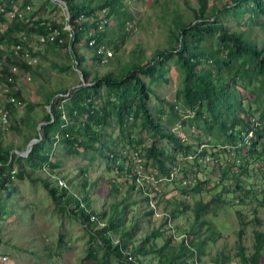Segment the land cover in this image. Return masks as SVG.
Listing matches in <instances>:
<instances>
[{"label":"rangeland","instance_id":"1","mask_svg":"<svg viewBox=\"0 0 264 264\" xmlns=\"http://www.w3.org/2000/svg\"><path fill=\"white\" fill-rule=\"evenodd\" d=\"M122 2L121 9L129 15L124 26H118L120 18L115 15L98 26L101 31L108 30L107 45L96 46L93 43L91 46L88 42L86 43L84 32L80 33L83 38L75 42V47L77 53L83 57V61L78 66L74 52L71 50L75 37L74 34L73 37H69L67 28L71 29V25L63 4L58 0H12L11 5L15 8H20L24 3L30 5L32 17L27 19L29 30L28 33L25 32L29 37V47L33 51V54L28 57L32 60L30 67L33 72L24 71L18 67L14 75L18 79L17 86L23 101L19 104L14 102L15 106L12 107L10 114L6 115L5 121L0 114L1 148L11 147L10 151L17 154L24 150L31 138H35V134L40 135V126L46 123L43 118L50 108L48 103L44 102L45 95L50 96L58 92L56 98L68 99L67 94L73 93L80 85L86 86L95 77L109 71L116 77H122L130 68L151 62L157 51L170 50L174 21L182 20L187 23L194 21V11L197 8L195 0H122ZM206 3L209 9L211 6L219 8L229 4L230 1L207 0ZM231 7L230 5L228 8ZM248 7L251 6H246L244 3L240 4L239 10L232 7L229 13L221 15L220 20L225 23L228 30L245 31L251 40L262 45L264 44V17L259 16L257 22H252L248 14L244 19L238 14L233 15V12H243ZM105 11V9L95 11L91 16L82 19L92 24L93 21L102 17V15L98 17L97 12L100 15ZM4 19L5 24H0L1 28L6 26L12 18L4 17ZM37 19L43 23H63V29L60 30L56 41L47 43L37 41V33L31 29L34 25L33 21ZM91 33L92 30L88 32V35ZM62 43L68 44L63 46ZM199 44L202 51L207 52L214 49L215 40L209 37ZM115 45H117L116 48ZM1 52L9 53V50L5 45H0V55ZM203 58L200 59L197 68L212 70L213 64L210 58ZM80 67L87 71V77L83 76ZM161 67L166 72L161 81L157 80L150 84L151 89L148 92V98L144 99V104L154 119L159 122L160 128L176 135L183 145H190L187 151L177 153L186 154L188 158V154L192 153L200 142L219 143L218 148L222 144L228 147L213 152L218 159L216 166L210 167L207 163L200 168L202 172L200 177L205 180L203 191L198 196H186L181 190L183 187L170 182H161L151 189L155 194L151 199L154 207H151L150 200L144 201V197H141L144 195L137 192L135 187H131V181L127 179L123 169L100 154L101 151L105 155L113 154L114 149L117 150L118 146L129 139L133 141V147L137 146L141 161H143V151H146L152 142H156L159 147H163L171 154L173 144L158 135L152 137L153 130L143 128L139 116L129 121L126 127L119 126L115 116L108 120L107 125L101 128L96 127L100 140H105L109 146L107 150L98 142H94L96 150H84L79 147V154L73 155L56 133L55 136L52 135L54 139L49 142L48 148H50L51 162L56 163L57 167L51 171L43 165L40 168L36 167L28 177L22 179L12 176L7 189L0 191V264H119L111 253H105L104 249L98 248L93 240L89 242V234L80 222L51 201L39 182L40 178L49 179L51 185L66 188L73 196L84 198L80 204L86 203L87 208L93 211V219H90L95 222L93 230L103 228L111 218H123L118 230H126L130 235L121 236L120 231L108 232L107 235L112 245L117 240L126 241L129 244L128 250H131L133 254L130 255L131 259L137 260L138 264H249L241 252L248 257L254 250V229L264 231V156L262 153L264 146L259 144L256 147L257 153L254 154L247 149L243 152L240 148L233 146L238 139L231 143H229L231 140L226 141L222 137L217 140L214 138L215 129L211 134L201 131L198 128L202 127L199 122L186 121L185 125H181L178 121L180 117H178L170 123L168 121L171 118L169 103H175L174 109L181 116L186 112L182 109L180 100L176 98V90L182 83V72L173 56L164 58ZM134 73L144 84L150 83L146 74H141L137 70ZM214 73L215 70H212L211 74L214 75ZM230 78L229 73L223 74L222 83H227L236 95V99L241 102L240 107L236 108L238 111L236 115L245 119V122L248 114L259 118L261 107L257 90L259 81L253 79L254 83L249 84L243 77H235V80ZM60 89H63L62 92ZM5 93V85L0 79V112L4 110L6 102L12 99ZM111 93L105 84L98 88V94L103 100L109 94L112 99L114 96ZM66 103L68 100L64 101L62 106L58 105V108L67 118ZM27 104L31 105L29 110L26 109ZM202 107L197 106L199 112ZM24 113L29 117L26 123L20 121L22 116L25 117ZM201 116L204 117L205 114L201 113ZM83 117H86V114L81 115L80 120L84 119ZM198 124L200 126L196 127ZM241 124L244 125L235 121L233 127L226 132L231 134L233 131H240ZM26 139L29 140L25 143ZM242 158L248 163L246 167L248 171L240 176V179L242 184H246L250 190L247 196H245V190L229 196V193L223 191L227 188L229 180L233 182L229 178L230 175L238 174L231 171L241 169L239 166ZM203 162L204 160L201 163ZM12 163L13 160L10 165ZM222 170H227L229 173H223L222 186H217L215 180ZM244 177L248 178L247 182ZM30 178L34 181H30ZM59 178L64 181L65 186L59 185ZM113 187L117 188L118 193L112 191ZM219 190H221V202L211 203L204 214L195 218L192 210L194 203L209 202ZM227 192L230 191L227 190ZM182 202L189 208L185 209ZM211 209L215 211V216L211 214ZM165 213H168L172 219L169 224L170 229L167 226ZM240 216L243 223H246L243 225L241 239L236 234L242 228ZM156 228L162 231L163 236L144 242V236ZM199 240L204 242L198 246L195 245ZM143 242L146 243L144 244L146 249L143 253H136L134 249ZM240 245L243 246L242 249ZM88 246H93L97 250L94 258L85 256ZM175 252L176 256L171 257ZM259 264H264V247L261 250Z\"/></svg>","mask_w":264,"mask_h":264},{"label":"trees","instance_id":"2","mask_svg":"<svg viewBox=\"0 0 264 264\" xmlns=\"http://www.w3.org/2000/svg\"><path fill=\"white\" fill-rule=\"evenodd\" d=\"M10 1L12 0H0V7L5 4L7 7L5 10L9 9ZM64 1L70 13L69 24L71 25L75 37L71 50L74 52L78 66H80V62L83 61V57L77 53V48L75 47V42L83 38L80 33L84 32L86 43L89 39L94 38L96 46L102 44L107 45L109 42L107 40L108 30L104 29L101 31L98 29L101 18L108 20L109 17L115 15L120 18L118 23V26L120 27H123L129 18L126 11L121 9L123 4L122 0ZM229 1V4H224L219 8L211 6L207 9V0H195L197 8L194 11V21L188 23L182 20L174 21L175 26L174 29H172V48H170V50L157 51L153 55L151 62L130 68L122 77H116L113 72L109 71L102 76L92 79V85H80V87L75 89L73 93L70 92L69 94L68 103H66V106H68V110L66 111L67 118H62V111L58 108V105L62 100V98L58 99L55 97L58 92L52 93L50 96L48 94L45 95L44 102L48 103L50 108L49 112H46L43 118V121L46 123L40 126V135H34L35 138L39 137V141L30 147V150L25 156L11 152V147H0V191L7 189L12 176L22 179L23 177H28L29 173L36 167L40 168L43 165L47 167L49 171L57 167L56 163L51 162L52 160L49 157L50 148H48L49 142L54 139L52 135L55 136L56 133L59 134L60 140L68 146L69 152L73 153V155L79 154V147L84 150H96L97 148H95L94 142H98L99 145L105 147L106 150L109 149L106 141L100 140L99 132L96 127L101 128V126L107 125L108 120L112 116H115L119 126L123 127H126V124L129 123L130 117L134 120L139 116L141 126L153 130L152 137L158 135L160 138H165L170 144H173L174 148L171 154L164 150L163 147H159L156 142H152L146 151H143L142 153L144 170H157L159 173L169 175L167 164H172V162L176 160V153L178 151H187L190 145H183L176 135L169 130L160 128L159 122L154 119L148 111L146 104H144V99L148 98V92H150L151 89L150 84L157 82V80H162L163 74L166 70L161 67V63L164 58L169 56L174 57L182 72V83L181 87L176 90V98L182 103L180 104L183 105L182 109H189L195 112L192 117H187L182 119V121L184 123L186 121H189V123L199 122L202 127H198L200 126L199 124L196 127L208 134L214 132L215 129L214 138L217 140L220 137L226 141H230L234 138L233 133L230 134L226 131L233 127L235 121L244 123V125L247 126L245 119L236 115V113H238L236 108L240 107L241 102L236 99V95L233 90L228 87L229 85L227 83H222L223 74L229 73L231 75V80H235V77L246 78L249 84H253L254 80L259 81L257 90L260 98L259 103L261 105L259 119L262 128L256 132V138L252 140L251 145L247 146V151L249 150L250 153L253 154L257 153L256 147L259 144L264 146V44L260 45L256 41L251 40L245 31L228 30L225 23L220 20V17L224 13H229L232 10V7L239 10L240 4L244 3L246 6L251 7L245 8L243 12H233V15L238 14L244 19L245 15L248 14L250 15L249 18L252 22H257L259 16L264 17V0ZM24 4L28 5L29 9L22 14L21 18L15 16L7 22L6 26H3L2 28L0 26V45H5L7 50H9V53L6 52V54L1 52L0 55V79L6 88L5 95L13 98L17 104L23 101V98L20 89L17 86L18 79L14 77L15 74L13 75L9 71V65L13 63L19 68L24 69V71L33 72L32 68L25 65L23 61H15L14 58H16V56L13 54L11 57L8 56L10 51L12 52L11 47L13 44L19 42L25 46L24 41H29L27 35L29 30L27 19L31 18L32 15L30 14V5L28 3ZM230 5L232 7L228 8ZM23 7L24 6L22 5L19 10ZM104 9L106 10L105 13L99 15V12H97V16L100 17L102 15V17L98 18L97 21H93L92 24H89L82 19L86 16H91L95 11ZM121 17H123V19H121ZM78 18L79 21L77 22ZM33 22L34 25L31 29L35 31L37 35L45 34L48 29L54 27H58L60 30L63 29V23H43L38 19ZM0 24H5L2 11H0ZM90 30H92V33L88 35ZM21 35L25 37L24 41H22ZM209 37L215 40V47L213 50L203 52L199 43ZM67 44L68 43H62L63 46ZM116 47L117 45H115V48ZM29 54L32 55L33 51H30ZM203 57L210 58L213 64L212 70H215L214 75L211 74V69L197 68L200 59ZM80 70L82 71L83 76L87 77V71L81 67ZM135 70L141 74H146V76L149 77L150 83L144 84L138 76L134 75ZM10 77L11 81L8 80ZM103 84L108 86L111 90V94L114 96L112 99L110 94L105 100H103L101 95L98 94V88ZM62 90L63 89H60V92H62ZM174 104L169 103L168 105L171 116L168 120L170 123L174 122L178 117H181V114H178L175 111ZM14 106V104L6 102L4 110L7 115L10 114L9 112H11L12 107ZM197 106H203L200 112L198 111ZM30 108L31 105L27 104L26 109L29 110ZM201 113L205 114V116H201ZM84 114H86V117H83L84 119L80 120L81 115ZM28 119L29 117L25 115L24 118L22 116L20 121L26 123L29 121ZM28 140L29 139H26L24 142L26 143ZM128 142L133 144V141L130 139ZM136 142L138 144V141ZM133 148L135 150L138 149L137 146ZM262 153L264 156V147ZM100 154L117 163L119 168L124 171L123 163L126 158L118 155L115 152V149L114 153L111 155L109 153L105 155L103 151H101ZM11 160H13V163L10 165ZM243 162L244 159L242 158L241 165L239 166L241 171L238 174H235L234 176L230 175L229 177L233 180V184H228V186H226L229 188L232 187V190L227 188L223 191L224 193H229V196L245 190L240 176H243L244 173L248 171L246 168L248 163ZM232 163L234 164V162ZM12 166H15V168H11ZM11 171L13 172L10 173ZM224 172L228 171H221L216 179L217 186H222ZM200 173H202L200 169L195 173V185L192 187L181 188L183 194H186V196H198L200 192L203 191L205 180L203 177H200ZM244 180L247 182L248 178L244 177ZM30 181H34L33 178H30ZM39 182L52 202L62 210H66L74 219L83 225V229L89 234V242L93 240L98 248L104 249L105 253H111L117 259L119 264H138L137 260L128 257L133 254L131 250H128L129 244L126 243V241L119 242L120 240H117L115 244L112 245L111 239L107 235L108 232L112 231H120L121 236L130 235L126 230H118L122 224L123 218H111L108 220L106 226L93 230L95 222L90 221L89 218L90 215H93V211L87 208L86 203L80 204L81 200L84 198L80 199L73 196L66 188H59L55 185H51L49 179L40 178ZM172 184H177L181 187L178 180L173 181ZM134 186L135 185L131 184L132 188ZM208 189L209 188H207V190ZM227 190L230 192H227ZM249 190L250 188L245 190V196H247ZM112 191L118 193L116 187H113ZM137 192L142 193L140 190ZM220 193L221 190L217 191L215 197L211 198L209 202H195L194 207L192 208L194 217L198 218L204 214V212L209 209L211 203L221 202ZM141 197H144V201H149L148 196L144 195ZM181 204L185 209L189 208L186 203L182 202ZM211 214L213 216L216 215L213 209H211ZM169 217L171 218L170 215ZM241 217L242 216H240V225L242 228L236 232L240 239L243 235V225H246V223H243ZM256 222L259 223L258 220H256ZM134 230L135 229L133 228V231ZM160 236H163V233L156 228L144 236L143 240L147 243L151 238ZM170 237H172V235H170ZM144 242L141 243L138 248L134 249L136 253L140 254L144 252V249H146L144 248V244H146ZM203 242L204 240H199L195 245L198 246ZM253 245L254 250L248 257H245L243 252H241V254L249 264H259L261 250L264 247V231L254 229ZM240 248L242 249L243 246L240 245ZM96 251L97 250L93 246H88L85 256L88 258H94ZM175 256L176 252L172 253L171 257Z\"/></svg>","mask_w":264,"mask_h":264},{"label":"built area","instance_id":"3","mask_svg":"<svg viewBox=\"0 0 264 264\" xmlns=\"http://www.w3.org/2000/svg\"><path fill=\"white\" fill-rule=\"evenodd\" d=\"M12 1H10L9 9L5 10L7 8L5 4L0 7V11L3 12V16L6 18H13L15 16H18L19 18L22 17V14L29 9L28 5H23L24 7L19 10V8H15L13 5H11ZM107 20L104 18H101V22L105 23ZM69 31V37H73V31L70 28H67ZM60 29L58 27H54L51 29H48L45 34H39L37 35V41L40 43H47V42H54L56 41V37L59 35ZM22 34V32H21ZM22 41L25 40V37L21 35ZM63 41V40H62ZM25 46L21 43H15L13 44L12 52L10 51L9 57L16 56L15 61H23L25 65L29 66L32 63V60L28 58L30 56L29 52L31 51L28 41H24ZM95 44V39L91 38L88 41L89 45ZM101 50V49H100ZM107 51V50H106ZM101 52V51H100ZM110 53H108L109 55ZM9 71L14 75L17 73L18 66L16 64L11 63L9 65ZM9 81H11V77L8 78ZM69 97V94H67ZM66 96V97H67ZM69 99V98H68ZM64 99L61 100L59 103V107L62 106L63 102L68 100ZM13 98L10 100L9 103L14 104ZM63 112V111H62ZM195 112L187 109L186 112L179 118V123L181 125H185L182 121V119H185L187 117H192ZM1 117L5 121L7 118V113L5 110L0 112ZM63 118H66L65 114L63 113ZM133 118H129V121H132ZM246 125H242V129L240 131H233L234 139H232L229 143L233 142L235 139H238L234 143V148H240L243 152L247 149L248 145H251V142L253 139L256 138V132L262 128L260 119L257 118L253 114H248L246 117ZM129 140H126L125 143L121 146L117 147V150L115 152L118 155H121L126 158V160L123 163L124 172L126 173L127 179L131 181V184L135 185V190H140L143 195H146L149 197L151 207H154L152 202V197L155 195L151 189L154 188L157 184H161V182H170L172 184L173 181L178 180L179 184L183 188L192 187L196 184V176L195 173L199 171V169L204 165L209 163L210 167L217 165V157L214 155V151H220L221 148H228L226 144H222L220 148H218L219 143H206V142H200L197 144V147L195 150L188 154V158L186 157V154L183 153H177L175 155L176 160L172 162V164H167V167L169 168V175H164L162 173H159L157 170H144L143 161H141L138 149H134L132 144L128 142ZM204 160L203 164L201 163ZM240 170V169H238ZM235 171H231V173H239ZM60 186H65L64 181L62 179H58ZM216 182V180H215ZM228 184H233L232 181L227 182ZM229 190H232V187H227ZM226 188V189H227ZM245 190H248V186L244 185ZM167 217V218H166ZM90 219H93V216H89ZM165 218L167 219V226L169 227V224L172 222V219L169 217L168 213H165ZM131 258V256H128Z\"/></svg>","mask_w":264,"mask_h":264},{"label":"water","instance_id":"4","mask_svg":"<svg viewBox=\"0 0 264 264\" xmlns=\"http://www.w3.org/2000/svg\"><path fill=\"white\" fill-rule=\"evenodd\" d=\"M55 1H56V0H55ZM58 1H60V2L63 4V6L65 7L66 15H67V17L69 18V11H68V9H67V5H66L65 1H64V0H58ZM81 75H82V74H81ZM82 82H83V80H82ZM38 140H39V137L31 138V139L26 143L24 150L21 151V152H17V154H19V155H21V156H25V155L27 154V152L30 150V147H31L35 142H37Z\"/></svg>","mask_w":264,"mask_h":264},{"label":"clouds","instance_id":"5","mask_svg":"<svg viewBox=\"0 0 264 264\" xmlns=\"http://www.w3.org/2000/svg\"><path fill=\"white\" fill-rule=\"evenodd\" d=\"M86 85V84H85ZM87 85H92V81L91 82H88V84Z\"/></svg>","mask_w":264,"mask_h":264}]
</instances>
